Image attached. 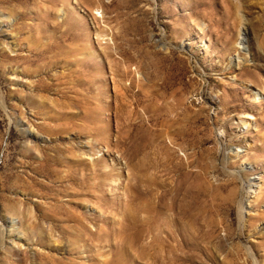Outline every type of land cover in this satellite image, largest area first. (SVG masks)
<instances>
[{"label":"rangeland","instance_id":"374dc122","mask_svg":"<svg viewBox=\"0 0 264 264\" xmlns=\"http://www.w3.org/2000/svg\"><path fill=\"white\" fill-rule=\"evenodd\" d=\"M82 1L0 4V264H264V0Z\"/></svg>","mask_w":264,"mask_h":264},{"label":"bare ground","instance_id":"6f19581e","mask_svg":"<svg viewBox=\"0 0 264 264\" xmlns=\"http://www.w3.org/2000/svg\"><path fill=\"white\" fill-rule=\"evenodd\" d=\"M9 0H0V4H5V3H7ZM11 1H13V0H11ZM79 1H81V2H83L82 0H79ZM84 4H86L85 2H83ZM47 9H49V8H47ZM25 13V12H24ZM46 13H47V11H46ZM21 13H19V15H20ZM20 17V16H19ZM2 23V22H1ZM2 24H0V32L2 31L1 29V26ZM21 25V24H20ZM60 24H58V26H59ZM13 49V48H12ZM44 49V48H43ZM19 50V49H18ZM18 50H12V52H17ZM37 50H39V48H37V47H33V49L31 48H29V55L27 54L26 56H22V55H20V54H16L14 57H13V59H21L22 60V64H27V65H29V64H31L32 65V63H33V60H31V56L34 54V55H37V53H38V51ZM39 83H40V81H38L37 82V87L36 88H40L39 87ZM162 87L163 88H165V89H169V88H172L173 87V82L170 80L168 83H166V82H164V84H162ZM119 92H121V99H122V101H123V103L125 104V103H127V100H126V97H127V94L128 93H132V91H131V86H127V85H125V86H123L122 88H121V90H120V88H119ZM132 97H134V102H133V104L134 105H139L141 102H143V100H147V97L145 96V94L143 93V91L140 89V91H138V92H136V93H132ZM151 101L152 102H157L156 101V99L154 98V97H152V99H151ZM132 102V101H131ZM121 104V106H123L124 104H122V103H120ZM132 104V105H133ZM124 106H126V104L124 105ZM158 118H156V114L154 113L153 115H151L150 117H149V122H150V124L152 125V126H155V124H158ZM155 123V124H154ZM27 130H29V131H27ZM27 130H25L24 129V133H33V132H31V130H33L34 131V129H31V126H30V128L29 129H27ZM44 162H47L46 160L44 161ZM41 172L45 175V177L46 178H48V179H50L51 180V182L52 183H60V184H62V182L64 181V180H71L72 179V175H71V173H72V170L71 169H69L68 171H64V173H63V175H61V172L60 171H57V170H55L54 168L52 169L51 167H44V170H41ZM94 174H95V172H93ZM144 177V176H143ZM144 182V181H143ZM29 184V186L30 187H32V185H34V184H37L36 182H34L33 181V179H32V181H31V183H28ZM39 185V184H38ZM152 188L151 187H145L144 189H143V194L146 196V197H152L153 196V193H152ZM155 199V198H154ZM158 200H159V198H157ZM16 208L15 207H13V209L11 208V214L12 215H17V210H15ZM20 210V209H19ZM19 213V212H18ZM24 216L25 217H27V218H29V220H31L32 218H33V212H32V209H28V210H24ZM10 217H12V216H10ZM143 226V229H142V231H144L145 232V230H146V226L145 225H142ZM136 241V239L134 240V242ZM237 264H240V263H237Z\"/></svg>","mask_w":264,"mask_h":264}]
</instances>
